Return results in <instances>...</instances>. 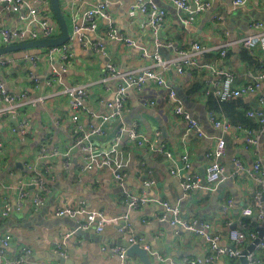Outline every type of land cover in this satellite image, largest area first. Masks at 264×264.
I'll return each instance as SVG.
<instances>
[{
  "label": "crops",
  "instance_id": "1",
  "mask_svg": "<svg viewBox=\"0 0 264 264\" xmlns=\"http://www.w3.org/2000/svg\"><path fill=\"white\" fill-rule=\"evenodd\" d=\"M28 1L43 10L45 7L43 3L50 0ZM136 1L138 0H60L70 29L73 19L80 22L89 8L99 2L109 3V12L113 16L116 28L134 40L137 46L127 47L117 41H107V57H102L81 47L75 38L72 64L68 71L62 74V81L54 83L51 87L36 89L29 78L33 67L24 63L27 55L39 53L40 49L1 56L9 60L8 64L0 66V80L6 83L8 89L11 92L24 91L31 99L43 100L34 107H25L22 117L18 120L0 119V140L4 142V148L0 150L2 163L0 214L6 201H10L14 206L18 204L20 187L27 183L31 176L26 165L28 163L40 165L38 142L42 137L47 135L60 149L68 150L72 164L70 169H66L62 157L52 160L53 171L47 177L50 191L44 208L34 211L28 200L25 208L17 212L19 216H15V212L6 219L0 216V239L5 234L13 236V242L7 250L3 264H16L23 246L32 248L34 252L26 264H58L62 262V259L55 253V245L63 240L67 242V264H119L116 256L102 249L126 244L113 221L106 224L105 231L101 234L92 230L81 231L76 229L72 219L57 217L55 210L61 206H77L84 202L89 210L103 211L109 220H113L127 212L121 204L125 190L145 194L152 199L166 201L172 205H179L183 217H195L211 222L215 230L223 235L222 244L230 247L233 245L228 234L230 230L239 228V221L243 220L241 209L251 204L256 187L252 182L250 171L256 160H262L264 165V137H261L258 149L254 150L246 148L244 135L226 134V154L222 159L226 169L224 181L209 190L194 191L185 195L181 178L192 171L206 174L209 166L207 153L222 136L221 131L208 122L207 115L212 110H209V98L204 96V91L201 90L200 93L192 96L187 94L194 83H204L208 78L207 73L189 71L186 75L179 76L171 68L166 74V79L176 89L187 111L202 125L206 137H199L195 132H189L186 123L174 115V101L167 93L150 85L148 88L156 90L159 96L155 105L144 104L142 98L145 94L130 93L129 111L123 121L117 120L105 124V135L92 139L97 149H110L119 137L122 127L129 128L137 122L142 133L149 139H154L157 133L161 134L162 141L173 155L171 160L146 148L138 147L125 134L119 149L131 152L133 161L127 171L124 186H121L108 169L86 171L84 169L85 153L82 149L74 147L72 111L67 97L62 94L64 88L74 85H91L87 104L91 107L92 113L83 114L82 120L86 124L90 122L96 125L100 122V116L107 113L105 102L113 99L112 92L106 91L104 85L99 82L105 72L107 60L113 61L122 72L152 64L151 60H144L141 57L143 47L153 49L152 36L144 30L142 20L138 18L139 15L131 14L128 10V6ZM155 1L169 12L162 39H168L180 48H189L193 42L213 48L226 45L227 56L222 60L221 65L235 73L237 85L245 83L249 73L256 72L260 60L264 58V42L257 41L253 48L248 49L243 46L242 41L257 33L251 28L254 21L264 24V0H249L246 7L238 9L233 6L234 0H210L213 4L212 10L199 16L193 13V5L189 12L181 13L174 6L166 4L164 0ZM215 14L222 15L223 20H214L212 17ZM180 16L191 20L188 29L181 23ZM53 20L57 23L55 16ZM104 25L103 22L97 35L94 33H88V35L92 38H100L104 33ZM4 26L23 29L27 24L16 13L8 11L0 3V29ZM0 47H4L1 40ZM217 51L203 55L201 60L217 62L219 60ZM160 54L164 59H171L174 56L173 52L166 48L161 49ZM34 70L44 81L53 77V71H61L62 64L42 59ZM234 100H241L245 105L235 110L247 119V123L241 125L258 130L254 120L245 115L248 109L260 107L258 98ZM218 103L224 104L219 101ZM213 111L229 119L233 124L231 117L222 107ZM21 121L28 122L30 125L26 135L18 131L17 126ZM187 151L190 155L192 171H185L180 161ZM235 158H239L246 167V170L240 171L238 175H234ZM174 168L179 171L178 175L171 174ZM149 177L157 181L156 186L143 187L142 180ZM26 190L29 196H32L35 191L30 185L26 187ZM229 200L233 201V206L225 215L222 213L221 205ZM163 212V207L157 204H149L141 210L131 211L129 217L134 233L143 236L153 251L178 262L208 253L202 238L190 232L176 235V229L169 223L155 220V217ZM246 222L249 221L246 220ZM256 253L264 264V250H257ZM151 259L153 263L159 264L156 259L152 257ZM128 264H142V262L137 256H129ZM216 264L242 263L224 258Z\"/></svg>",
  "mask_w": 264,
  "mask_h": 264
},
{
  "label": "built area",
  "instance_id": "2",
  "mask_svg": "<svg viewBox=\"0 0 264 264\" xmlns=\"http://www.w3.org/2000/svg\"><path fill=\"white\" fill-rule=\"evenodd\" d=\"M249 0H234L233 6L238 8L246 7ZM166 4L174 6L179 12L187 13L191 5L194 6L193 13L203 15L212 10L213 4L210 0H164ZM8 11L16 13L27 26L23 29H13L4 26L0 29V40L4 46L15 45L41 39H53L60 35L59 25L54 22V15L51 9V2L43 3L44 9L41 10L32 5L28 0H0ZM131 14L139 15L142 20L144 30L147 31L153 39V49L143 47L141 57L144 60H151L152 64L128 72H122L118 66L111 60H107L106 69L103 77L99 81L104 85L105 90L112 92L113 99L107 100L105 106L107 113L100 116V122L96 125L86 124L82 120L83 114H91V107L87 104L89 98L90 84L74 85L65 87L62 94L67 97L69 107L72 111V135L74 147L82 149L85 153L86 171H95L108 169L112 172L114 179L119 185L124 186L133 158L131 152H124L119 149L121 140L126 134L128 138L135 142L140 148H146L149 151L163 155L172 159V153L161 139V134L157 133L155 138L149 139L142 133L139 123H133L129 128L122 127L119 137L110 149L99 150L93 142V137L105 135V124L111 121H123L126 113L129 111L130 93L145 94L142 101L145 105L153 106L159 100L156 90L149 89L154 85L157 89L167 93L170 99L174 101V115L184 121L189 132H195L199 137H206V133L200 124L185 108L176 89L166 79V74L173 68L179 76L186 75L189 71H201L208 75L204 81V96L215 97L220 103L229 102L239 98L257 97L260 104L259 108L248 109L245 112L247 118L254 120L258 125V130L243 125H234L229 119L218 114L216 111H210L207 115L208 122L217 130L221 131L222 136L216 141L215 146L207 153L209 166L206 174L202 175L197 171H192L190 155L187 152L180 158L182 167L185 171H192L183 176L182 188L185 195L194 191L209 190L224 181L225 165L222 162L226 154V139L228 133L244 135V141L247 149H258L261 137H264V58L255 73H249L245 83L237 85L235 83L236 75L233 71L221 65L223 59L227 56V46L221 45L213 48L205 46L199 42H193L189 48H180L170 40L163 38L166 30V23L169 16L167 9L159 5L155 0H138L128 6ZM214 20L222 21L220 14L212 17ZM180 21L188 29L191 20L180 16ZM104 33L100 38H92L88 33L97 35L102 23ZM251 28L256 30L255 35L249 36L242 41L244 47L250 49L257 41L264 42V24L260 21H254ZM70 29V28H69ZM71 40L63 46L40 49L41 52L29 54L24 58V63L33 67L29 73V78L36 89L42 87H51L54 83L62 81V74L66 73L72 64L74 58L73 41L76 38L86 50L107 57L106 42L117 41L127 47H136V42L125 34L120 32L115 24L112 14L109 12V3L99 2L97 5L89 8L83 15L80 22L73 19L70 29ZM166 48L173 52L171 59H164L160 50ZM218 50L217 62L202 61L203 55ZM42 59L56 61L62 64L61 71H53V77L42 81L36 74V67ZM9 63V60L0 56V66ZM43 99H31L24 92H11L6 83L0 80V119H16L22 117L23 110L29 106H36ZM93 116V115H92ZM99 117V116H98ZM18 131L26 135L30 125L28 122H19ZM17 131V130H14ZM4 148V142L0 140V150ZM39 161L37 166L28 163L26 169L31 173L30 179L20 187L19 201L15 206L6 201L1 210V218H8L14 212H20L25 208L26 203L30 204L34 211L44 208L49 195V186L47 177L52 174V160L58 157L64 159V166L70 169V153L63 151L60 147L52 143L51 137L45 135L38 142ZM238 175L240 171L246 170L245 165L239 158L234 159ZM0 159V172L2 168ZM179 171L174 168L172 175H178ZM250 176L255 190L251 199V204L241 209L239 228L230 230L228 238L233 245L222 244L223 235L215 230L211 222L199 218H185L181 214L179 205H172L166 201L152 199L145 194L133 193L125 190L121 198V204L126 208V213L120 217L109 220L103 211L89 210L84 202L77 206H61L55 210V215L59 218H70L77 224V230L95 231L101 234L105 231L108 222L113 221L125 245H114L110 248L103 247V251H110L112 255L119 259V264H128V250L135 245L145 249L150 257L156 259L159 264H216L221 259L227 258L231 261L241 262L245 256L248 264H263L262 259L256 253L257 250H264V165L262 160H256L251 168ZM143 187L156 186L157 181L153 178L142 180ZM30 185L35 191L32 196L28 195L26 187ZM31 197V198H30ZM30 198V199H29ZM149 204H157L163 207L164 212L156 216L155 220L167 222L176 229V235L183 232H190L200 238L206 244L208 253L204 256L195 258H185L181 262L172 258L163 257L148 245L143 236L134 233L129 214L131 211L141 210ZM233 201L229 200L221 205L223 214H228ZM248 220L249 222H246ZM253 221V223H251ZM262 231V233H261ZM74 233V232H73ZM72 233V234H73ZM262 234V237L260 235ZM68 237H66L67 239ZM259 240L257 244L255 242ZM13 236L5 234L0 239V264H3L6 258L7 250L11 247ZM67 242L65 240L56 243L55 253L62 259L58 264H67ZM255 245L254 251H248V248ZM32 248L28 246L21 247L20 255L16 264H26L33 256Z\"/></svg>",
  "mask_w": 264,
  "mask_h": 264
},
{
  "label": "water",
  "instance_id": "3",
  "mask_svg": "<svg viewBox=\"0 0 264 264\" xmlns=\"http://www.w3.org/2000/svg\"><path fill=\"white\" fill-rule=\"evenodd\" d=\"M50 2H51L52 12L56 18L57 24L59 25L60 35L57 38H53V39H41L37 41H30V42L0 47V56L11 54L14 52L27 51L33 49L60 47L65 45L71 40L69 25L65 17V13L61 7L60 0H50ZM15 216H19L17 212H15ZM76 229H77V224H76ZM260 237H262V234L260 235ZM258 242L259 240H257L255 244H257ZM254 248L255 245H252L248 248V251L253 252ZM247 254L248 252H246L244 254V257L241 258L242 264H248L247 259L245 257ZM128 255L130 257H135V256L139 257L142 264H155L153 263L149 253L138 245L132 246L128 250Z\"/></svg>",
  "mask_w": 264,
  "mask_h": 264
},
{
  "label": "trees",
  "instance_id": "4",
  "mask_svg": "<svg viewBox=\"0 0 264 264\" xmlns=\"http://www.w3.org/2000/svg\"><path fill=\"white\" fill-rule=\"evenodd\" d=\"M204 89V83L203 82H197L192 85V89L187 91V94L190 96L195 95L197 93H200L201 90ZM208 105H209V110H219L220 107L225 109L229 116L232 119V122L234 125H241L247 123V119L244 118L242 114H240L238 111L235 112V110L239 106H245L243 105V102L241 100H233L230 101L229 103L226 102L224 104H219L217 100H215L214 97H208Z\"/></svg>",
  "mask_w": 264,
  "mask_h": 264
},
{
  "label": "rangeland",
  "instance_id": "5",
  "mask_svg": "<svg viewBox=\"0 0 264 264\" xmlns=\"http://www.w3.org/2000/svg\"><path fill=\"white\" fill-rule=\"evenodd\" d=\"M77 39H75V41H76Z\"/></svg>",
  "mask_w": 264,
  "mask_h": 264
}]
</instances>
